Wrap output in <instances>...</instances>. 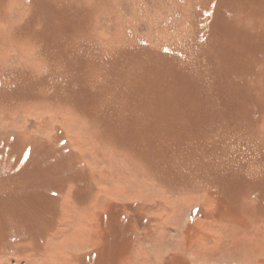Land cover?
I'll return each instance as SVG.
<instances>
[{
  "label": "rangeland",
  "instance_id": "rangeland-1",
  "mask_svg": "<svg viewBox=\"0 0 264 264\" xmlns=\"http://www.w3.org/2000/svg\"><path fill=\"white\" fill-rule=\"evenodd\" d=\"M0 264H264V0H0Z\"/></svg>",
  "mask_w": 264,
  "mask_h": 264
}]
</instances>
